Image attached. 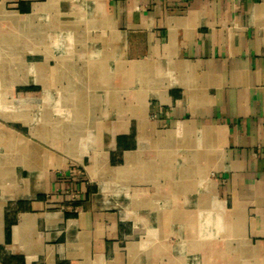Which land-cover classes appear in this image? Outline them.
<instances>
[{"label":"crops","instance_id":"0c3cea01","mask_svg":"<svg viewBox=\"0 0 264 264\" xmlns=\"http://www.w3.org/2000/svg\"><path fill=\"white\" fill-rule=\"evenodd\" d=\"M0 264H264V0H0Z\"/></svg>","mask_w":264,"mask_h":264}]
</instances>
